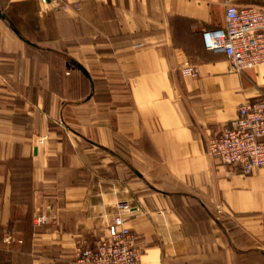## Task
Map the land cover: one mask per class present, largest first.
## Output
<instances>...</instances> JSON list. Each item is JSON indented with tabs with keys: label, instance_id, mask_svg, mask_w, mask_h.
<instances>
[{
	"label": "crops",
	"instance_id": "0c3cea01",
	"mask_svg": "<svg viewBox=\"0 0 264 264\" xmlns=\"http://www.w3.org/2000/svg\"><path fill=\"white\" fill-rule=\"evenodd\" d=\"M68 2L0 0V264H72L118 203L132 207L140 264L264 257V168L243 177L205 146L264 100V66L233 74L201 38L225 3L264 0Z\"/></svg>",
	"mask_w": 264,
	"mask_h": 264
},
{
	"label": "built area",
	"instance_id": "2783aa9c",
	"mask_svg": "<svg viewBox=\"0 0 264 264\" xmlns=\"http://www.w3.org/2000/svg\"><path fill=\"white\" fill-rule=\"evenodd\" d=\"M49 11L67 10L68 0H41ZM78 10V6L74 5ZM204 49L223 55L228 70L236 75L264 66V10L238 9L225 3L223 25L201 34ZM184 76L195 77L194 67L187 61L180 65ZM5 80L0 76V90ZM207 156L223 167H236L243 177L264 168V100L241 103L237 116L223 132L206 141ZM116 213L104 238L93 247L77 243L72 264H140L141 249L137 237L127 226L132 207L118 203ZM44 217L34 218V225H46Z\"/></svg>",
	"mask_w": 264,
	"mask_h": 264
},
{
	"label": "rangeland",
	"instance_id": "374dc122",
	"mask_svg": "<svg viewBox=\"0 0 264 264\" xmlns=\"http://www.w3.org/2000/svg\"><path fill=\"white\" fill-rule=\"evenodd\" d=\"M73 83H75V82H73ZM218 237H219V239H220V242L222 243V244H225V240H224V236H223V234L222 233H220V231L218 232ZM239 240H241L242 242H240V241H238L237 243H248V241H247V239H243V238H241V239H239ZM228 242V241H227ZM226 242V243H227ZM228 244V243H227ZM217 259H223L221 256H217ZM233 259L235 260V261H241V260H243L244 262H247L248 264H264V262L263 261H261V260H259V259H257V258H255V257H253V258H246V257H242V256H240V257H238V256H236V255H234V257H233ZM251 260V261H250Z\"/></svg>",
	"mask_w": 264,
	"mask_h": 264
},
{
	"label": "trees",
	"instance_id": "16d2710c",
	"mask_svg": "<svg viewBox=\"0 0 264 264\" xmlns=\"http://www.w3.org/2000/svg\"><path fill=\"white\" fill-rule=\"evenodd\" d=\"M242 257H246V258H253V257H255V258H257V259H259V260H261V261L264 262V257L261 254H259V253L248 252V253L244 254Z\"/></svg>",
	"mask_w": 264,
	"mask_h": 264
}]
</instances>
